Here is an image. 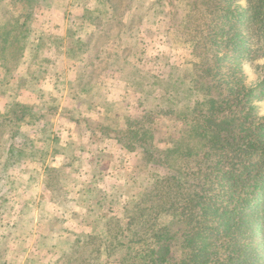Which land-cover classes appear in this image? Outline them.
Segmentation results:
<instances>
[{
	"label": "rangeland",
	"instance_id": "1",
	"mask_svg": "<svg viewBox=\"0 0 264 264\" xmlns=\"http://www.w3.org/2000/svg\"><path fill=\"white\" fill-rule=\"evenodd\" d=\"M76 1L37 0L26 19L21 2L0 0V37L9 40L0 39L8 50L0 57V114L17 105L49 111L16 137L0 125V264L67 262L61 251L79 253L89 235L96 237L79 247V264L84 257L121 264L126 251L115 248L124 239L104 237L105 221L112 219L110 229L126 227L125 208L133 211L160 177L184 181L222 157L196 133L192 115L205 97L198 93L204 72L214 65L188 40L199 14L189 0ZM13 18L14 27L3 29ZM257 64L264 59L241 66L247 86L258 81ZM258 105L263 115L264 102ZM138 121L148 133L144 150L125 133ZM13 144L26 153L6 170ZM226 153L223 160H233ZM154 209L143 240L159 225L180 228L170 216L157 220Z\"/></svg>",
	"mask_w": 264,
	"mask_h": 264
},
{
	"label": "trees",
	"instance_id": "2",
	"mask_svg": "<svg viewBox=\"0 0 264 264\" xmlns=\"http://www.w3.org/2000/svg\"><path fill=\"white\" fill-rule=\"evenodd\" d=\"M18 1L23 5L20 17L32 18L37 0ZM188 2L199 13L192 25L194 32L187 33L188 40L201 50L199 54L206 63L214 65L208 72L205 70V78L200 74L204 78V91L198 90V93L203 92L205 97L192 115L197 117L196 133L208 139L211 150L222 153L221 160H207L209 164L204 169L184 181L160 177L139 204L133 202V211L125 208L126 227L110 229L112 219H101L107 224L103 233L108 234L103 235L124 239L115 248L126 251L121 264H264V114L260 115L258 108V103L264 102V64H257L259 78L252 86L245 84L241 69L244 61L256 63L264 59V0ZM175 14L174 7L170 8L169 17ZM14 20L3 29L11 28ZM9 34L10 30H5L1 35L8 37ZM0 39L9 43L8 38ZM2 46L0 57L5 59L8 50ZM212 75L220 77L218 87ZM48 113L17 105L9 115L0 114V125L10 127L11 136L16 137L22 125L35 126ZM179 115L185 117L184 113ZM143 128L138 121L125 132L128 140L142 150L149 146L148 133ZM7 152L10 157L5 162L6 170L20 162L26 153L14 144ZM226 152L233 160H223ZM167 182L170 183L165 186ZM184 190H192V194L188 191L185 194ZM146 200L150 201L149 205ZM152 209L158 213L154 216L157 220L170 216L180 228L176 231L173 224L159 225L149 232V240H143L141 235L148 232L147 219L151 218ZM95 237L89 235L80 240L79 247ZM138 238L143 244L140 248L136 247ZM208 240H212V247L207 249L203 244ZM79 247L77 254L61 251L69 260L59 264H79ZM82 259V264L96 262L95 259L88 261L89 257Z\"/></svg>",
	"mask_w": 264,
	"mask_h": 264
},
{
	"label": "crops",
	"instance_id": "3",
	"mask_svg": "<svg viewBox=\"0 0 264 264\" xmlns=\"http://www.w3.org/2000/svg\"><path fill=\"white\" fill-rule=\"evenodd\" d=\"M69 1H70L69 3H74V4L77 2L76 0H69ZM62 50H63V52H65V53H66L67 51H71V50H70L69 48H67V47H65V48L62 49ZM59 115L61 116V114H59ZM74 119H75V117H74ZM66 120H67V119H64V118L61 119V121L64 122V123H66ZM74 122L77 123V122H78L77 119H75ZM74 122H70V123H73V124H74ZM67 123H68V121H67ZM71 125H72V124H71ZM65 126H67V125H65Z\"/></svg>",
	"mask_w": 264,
	"mask_h": 264
}]
</instances>
